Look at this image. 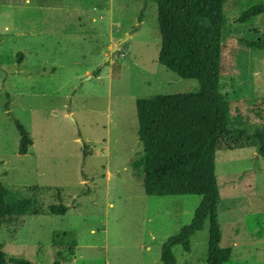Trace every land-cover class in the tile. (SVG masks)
<instances>
[{
  "label": "rangeland",
  "instance_id": "1",
  "mask_svg": "<svg viewBox=\"0 0 264 264\" xmlns=\"http://www.w3.org/2000/svg\"><path fill=\"white\" fill-rule=\"evenodd\" d=\"M246 7L244 0L223 6L220 91L234 116L264 125V50L240 42L264 39V14L240 23ZM160 48L152 2L0 0V184L7 203L29 198L46 210L60 197L67 207L62 216L0 222L9 256L32 264H163V244L190 224L201 197L145 194L130 166L143 150L136 102L201 87L159 64ZM15 120L32 140L25 155ZM215 172L221 246L232 249L226 264H264L262 158L254 148L219 151ZM208 240L206 221L188 252L173 247L176 264H207Z\"/></svg>",
  "mask_w": 264,
  "mask_h": 264
},
{
  "label": "trees",
  "instance_id": "2",
  "mask_svg": "<svg viewBox=\"0 0 264 264\" xmlns=\"http://www.w3.org/2000/svg\"><path fill=\"white\" fill-rule=\"evenodd\" d=\"M227 1L231 0H145V4H156L158 10L159 64L182 79L198 81L201 87L198 93L153 95L136 102L138 137L143 150L130 166L135 177L142 181L145 194L201 197L190 224L163 244V264H176L173 247L181 246L188 252L191 237L202 231L206 221L207 264H226L231 259L232 249L221 246L217 152L254 148L264 162V125L240 114L234 116L232 103L220 91L226 38L223 6ZM244 1L247 7L238 19L240 23L264 14V4ZM141 18L142 13L139 21ZM240 42L254 52L264 50V39ZM15 124L20 135L18 152L25 155L32 140L18 120ZM9 195L8 189L0 184V222L29 213L62 216L67 211L60 197L59 204L43 210L36 208L29 198L7 203ZM0 264L32 262L9 256L0 245Z\"/></svg>",
  "mask_w": 264,
  "mask_h": 264
}]
</instances>
